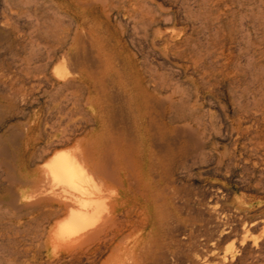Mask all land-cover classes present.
<instances>
[{
    "label": "rangeland",
    "instance_id": "1",
    "mask_svg": "<svg viewBox=\"0 0 264 264\" xmlns=\"http://www.w3.org/2000/svg\"><path fill=\"white\" fill-rule=\"evenodd\" d=\"M101 1L104 2L101 4ZM120 1L0 0V264H97L105 254L102 240L100 244L79 248L74 245L76 236L60 234L56 227L68 220V213L50 222L38 217L48 209L42 204L44 200L51 197L49 201L56 202L77 194L76 190L49 177L47 172L55 157L64 154L78 160L83 156L86 138L107 132L119 136L123 126L120 99L124 94L117 82L120 71L142 63L125 62L135 53L140 55L130 43L138 39L143 42V52L149 56V62L145 63L152 75L168 77L174 83L175 103L171 111L179 118L182 114L184 117L171 125L168 140L155 143L167 169L163 177L166 200L162 206L166 220L146 224L139 232V240L148 243L158 238L164 254L159 264H264V0H196L197 3L195 0H154L152 13L162 23L155 30L154 42L158 48L151 53L147 52V45L153 37H145L143 27L142 33L133 30V20L116 12L114 6ZM169 14L175 21L167 18ZM164 34L170 42L188 38L186 52L190 69L185 74L175 66L179 62L175 57L165 56ZM99 47L101 59L96 58L103 62L80 63L95 77L105 74L102 79L105 86L112 88L113 96L106 95L105 87H101L98 99L91 100L84 85L78 83V63L73 61L75 55L80 59L84 55L89 59L95 57ZM207 51L210 52L206 55ZM203 61L206 73H217V81L206 83L197 92L194 81L200 84L201 75L195 64ZM231 66L236 67L235 71ZM241 69L246 74L238 73ZM107 77L117 79L111 82L105 80ZM238 83L241 89L236 88ZM147 85L152 89V81ZM179 90L182 91L179 93ZM169 92L160 98L167 97ZM187 92L191 94L189 100L178 103L179 97ZM237 107H243L244 111ZM84 163L80 164L84 173L87 172L84 185L90 187L92 173L105 189L104 180L88 162L86 166ZM103 193L109 205L98 223L113 216L110 204L121 192L106 188ZM211 204L217 210L213 214L208 212ZM123 216V213L117 214L114 219L121 229L125 227ZM220 231L223 232L220 234ZM230 246L231 252H226L223 258L226 247ZM141 264L153 263L150 258Z\"/></svg>",
    "mask_w": 264,
    "mask_h": 264
},
{
    "label": "bare ground",
    "instance_id": "2",
    "mask_svg": "<svg viewBox=\"0 0 264 264\" xmlns=\"http://www.w3.org/2000/svg\"><path fill=\"white\" fill-rule=\"evenodd\" d=\"M103 2L101 1V4ZM186 2H189V1L187 0ZM195 2H196V0H195ZM89 3H91V2H89ZM154 5H155L154 0H121L117 5L114 6V8L117 9L116 12L118 14H123V15H125L128 18H131L133 20V30L138 29L140 31L141 27H143L142 30H143V33L145 34V37H149V36L153 37V40L147 45V49H148L147 52L148 53L156 51L155 47H157V44L155 46L154 38L156 37L157 33L155 32V30H156V28H158L157 25L160 22L162 23L161 19H159L158 17H156L152 13L155 10V9H153ZM206 5H208V4H206ZM190 6L193 7L192 5H190ZM191 7H190V9H191ZM157 8H158V6H157ZM161 8L163 9V7H161ZM105 9L106 8H104V10ZM167 9H165V10L167 11ZM192 9H194V8H192ZM54 11H57V10H54ZM81 11H82V9H81ZM61 13H62V11H61ZM177 13H179V12H177ZM170 14H172V13H170ZM169 15H167V18L169 17L168 19L175 21V17L173 15L172 16L170 15L171 16L170 17ZM206 15L207 14L205 13L204 17H206ZM60 16H62V15L60 14ZM63 16H65V15H63ZM163 16H166V15H163ZM176 17H178V16H176ZM216 17H217V15H216ZM161 18L163 19L164 17L161 16ZM181 18H183V17H181ZM248 18H250V17H248ZM67 19H69V18H67ZM67 19H65V20H67ZM214 19H215V17H214ZM185 20H186V18H185ZM204 20H205V18H204ZM242 20H244V19H242ZM69 21H71V20H69ZM164 21L165 20H163V22ZM184 22H187V21H184ZM197 22L199 24L200 21L197 20ZM80 23H81V21H80ZM200 24H201V22H200ZM241 24H240V26H241ZM155 26H157V27H155ZM187 26H188V24H187ZM154 27H155V29L153 30ZM194 27H195V25H194ZM201 27L202 28L204 27L203 29H205V26L201 25ZM196 28H197V26H196ZM164 29H168V28L164 27ZM186 29H187V27H186ZM170 30H172V29H170ZM136 32H135V35H138V33H136ZM166 35L162 37V41L165 44V46H164L165 56L171 55V56L175 57L179 61L178 63H175V66L185 74L186 72H188L187 70L190 69L189 68L190 59L188 56V52H186L188 49V45H189L188 38L184 39L182 41H178V42H170V40L166 37ZM202 36H204V35H202ZM198 37H200V36H198ZM189 38H190V36H189ZM205 38H207V37L205 36ZM259 40H261V39H259ZM203 42H204L203 45H206L207 41L204 40ZM130 43H131L132 47L135 46L134 49L137 48V50L140 52V55H139V53H135V55H131L130 57L128 56L129 58L125 62H142V63L141 64H135V66L134 67L132 66V68L130 67L129 70L124 69L125 71H123L122 73H120L121 71L120 72L118 71L119 74H121V75L119 76L120 81L117 83L120 84V89L122 88L123 94H124L122 96V99H120L121 100L120 111L123 113L122 114L123 117H122L121 122H122L123 126H122L120 133H119V136L117 134V136L115 137L113 135V133L111 134V133L107 132V134H103V133L99 134L98 133V135L92 139L86 138L85 140L87 141V144L85 146H83V148H82L83 149L82 150L83 156L81 155V157H79V158L77 157L78 160H74V159L72 160V159H70L69 156L64 155V154L57 155L49 167V172H47L50 175L49 177H51V179L57 183H62V185L66 184L70 188L76 190L77 194L73 195V197L70 196V198H64L63 200L57 199L56 202H50L51 197L49 199L50 201L48 199L44 200L42 202V204L44 206L48 207V209H46V211L42 212L40 214V216L38 217L41 220L50 222L54 218L59 217L61 214H67L68 213V220L64 224L60 225V227H56V228L59 229L61 235L76 236L74 239V243H75L74 245H76V247L80 248L81 246H84V245H92V244L95 245L96 242L99 243V241L102 240L103 241V247L105 248V254L100 257V259L97 261V264H141L145 261H148V259H150V258H151L153 264L154 263L159 264L158 262L160 261V258L164 256L163 251L161 249V245H160L159 241L157 240L158 238L157 239L154 238V239L150 240L148 243H143L139 240V232L146 224H150V223H154V222L155 223H157V222L164 223L166 220V215L162 211V206H163L164 201L166 200V194H165V189H164V185H163V182H164L163 177H164V174L166 173L167 169H166L165 161L159 155V153L157 152V150L155 148V143H157L158 141H162V142L164 141L165 142V140L167 139V136H168L167 135L168 131L171 130V125L173 123H175L176 121L183 120L182 118H184V117H182L183 116V114H182L181 115L182 118L181 117L179 118V117L175 116L171 111L172 105L174 106L173 103H175L174 102V99H175L174 94L176 91H174V87L172 86V84H174V83H171L170 78H168V77H162L159 74L152 75V73L150 72V69H148L146 67V63L149 62L148 61L149 56L145 54L146 52L145 53L143 52L144 46L142 47L141 43H143V42H141V40L138 39V42L132 40ZM145 43H146V41H145ZM145 43L143 45H146ZM196 43H198V42H196ZM199 44H200V42H199ZM251 46H253V45H251ZM79 47H80V45H79ZM192 47H191V49H192ZM204 48H206V47H204ZM79 49L80 48H78V50ZM104 49H107V48H103V50ZM81 51L83 52V49H81ZM96 51L97 52L95 53L96 54L95 57H93V58L90 57V59H89L88 55H86V56L84 55V58L82 57V54L84 52L80 53V55L83 59H80L79 55H78L79 57H77L74 54L75 55V61H73V62L78 63V64H76V66H78V71L80 73L78 83L84 85L82 87L85 88L86 93L88 95V99H91V100L93 98L98 99L97 98L98 89L101 87H105V89H103V90L106 93V95H108V96L112 95L113 96L112 88H110L107 85L105 86V84H104L105 81L102 78L105 74H103V76H102V73H100L102 71L99 72L100 77H95L91 73L84 70V68H82L83 65L81 66L80 62H99L100 60L98 61V59L96 57L99 56L98 58L101 59L99 53H102V48L99 47V49L98 50L96 49ZM212 51H214V50H212ZM209 52L207 51L206 55ZM64 53H65V51H64ZM64 53H62L63 56L67 57V55H64ZM77 53H79V52H77ZM193 53H195V52H193ZM198 53H197V56L195 58L199 57L200 54H198ZM165 56H164V58H165ZM65 57H63V58L65 59ZM85 57H87V59ZM203 57H205V56H203ZM67 58H69V57H67ZM70 59H71V57H70ZM168 59H170V58H168ZM206 59H208V58H206ZM71 60H74V57ZM107 60L108 59H105L104 62H107ZM67 61H68V59H67ZM101 61L103 62V60H101ZM164 61L168 62V60H166V58L164 59ZM69 62H70V60H69ZM193 62H195V61H193ZM208 62L209 61H207V63ZM216 62H218V61H216ZM211 63L212 62H210V64ZM255 64H256V62H255ZM76 66H75V68H76ZM85 66L86 65H84V67ZM210 66L211 65H209V68H211ZM245 66H246V64H245ZM205 68L206 67H205L204 61L198 62L197 64H195L196 71L201 75L199 78L200 84L197 83L196 81H194L197 92H199L200 88H202L206 83H209L210 81H214L216 83V81H217V73L213 72L211 75H209L208 73H206ZM232 68L235 71L236 67L235 68L232 67ZM259 68L262 69L261 67H259ZM116 71H114V72H116ZM242 71H244V70L241 69V71H238V73L239 72L241 73ZM252 71H254V70H252ZM244 72L246 74L247 71H244ZM108 74L106 73V76H108ZM115 74H117V72L114 73V75ZM112 75L109 76V78L113 77ZM208 75H209V78L206 80V76H208ZM115 76H118V74ZM148 76L152 77V80H151L152 81V89L148 88L150 86L147 85L148 82H151L150 80H148V78H147ZM114 78H116V77H114ZM114 78H111V80H109L107 77L105 80L108 79V81L112 82V80H114ZM251 78H252V75H251ZM255 78H254V80H255ZM116 79L114 82H116ZM256 79H258V77ZM194 80H195V78H194ZM237 80H238V78H237ZM66 82H68V79L66 80ZM236 82L237 81H235L234 83L236 84ZM70 83H71V81H70ZM70 83L68 82L67 84H70ZM243 83L245 84V82H243ZM252 83H255V82L253 81ZM260 83L258 82V84H260ZM247 85H248V83H247ZM233 86H234V84H233ZM238 86H239V83L236 86V88ZM256 86H259V85H256ZM208 87H207V89H208ZM243 87H244V85H243ZM248 87H249V85H248ZM251 87H252V85L250 86V88ZM184 88L186 89V86L183 87V89ZM188 88H187V90H188ZM233 88L234 87H232L231 89H233ZM239 88H240V86H239ZM239 88H238V91L241 89V88L240 89ZM244 88H247V87H244ZM170 89H172L171 92H169ZM75 90H77V89H75ZM181 91L179 90V93ZM210 91L211 90H209V92ZM166 92L170 93V94H168L167 97L165 96L166 99L164 98V96L162 98H160L162 96V94H164ZM83 93H84V91H83ZM187 93L185 96L181 95L179 97L178 103H180V100L186 101V99L189 98V96L191 94H189V93L187 94ZM259 93H260V91H259ZM182 94H184V92ZM246 94H247V92L244 95H246ZM250 94H251V92H250ZM194 95H195L194 97L197 96L196 93ZM230 95L232 96V94H230ZM238 95H239V93H238ZM112 96L110 98H112ZM256 96H258V95L256 94ZM233 97H234V95H233ZM259 97H260V94H259ZM163 98H164V100L162 101ZM261 98H262V96H261ZM114 99H115V97H114ZM234 100H235V97L233 98V101ZM112 101H113V98H112ZM234 102L236 103V101H234ZM238 102L239 101H237V103ZM247 102H249V101H246V103ZM251 103L253 104V102H251ZM239 104L241 105V102ZM178 105L179 104H177V106ZM180 105H179V107H180ZM242 105L244 106V104H242ZM250 105L251 104H249V106ZM251 107L250 108L247 107L246 109L249 111V109L251 110ZM237 108L239 110L244 109L243 107L242 108L237 107ZM178 112H180L179 108H178ZM180 113H182V112H180ZM255 113H257V112H255ZM259 115H261V113ZM257 120H255V121H257ZM108 123H109V121H108ZM108 128H110V127H108ZM261 145H262V143L259 146H261ZM254 148H257L256 145ZM262 148L264 149V146H262ZM257 152H258V150H257ZM84 160H85V163H84ZM79 162L84 163L85 164L84 166H86V163L89 164L90 168L93 169L94 173L98 177H100L102 180H104L105 187L107 189L114 188V189H118L121 192L120 197L115 199L110 204V206L113 209V216L104 222L98 223L100 216H101V213H103V211L109 205L106 202V199H105V196L103 193L104 190H106V188L104 189V187L102 186V183L98 182L96 180V178L92 175V173H90L92 176L91 185H90V187H86L84 185V183H85L84 176L87 172L85 171L86 173H84V169H83L82 165L80 167L81 163H79ZM89 181H90V179H89ZM47 182H48L47 184L50 185V183H49L50 181H47ZM43 183H45V182H43ZM49 187H46L47 191L49 190ZM53 188H52V190H53ZM44 190H42V191H44ZM54 190H53V193H54ZM56 191H58V190L56 189ZM50 193L52 194V192H50ZM70 193H71V191H70ZM48 194H46L47 197H49ZM60 194H62V193H60ZM53 201H54V199H53ZM7 204H9V202H7ZM208 209H209L208 212H210L212 214H213V212L217 211L216 208L212 204L208 206ZM5 210H7V209H5ZM0 212L2 213V211H0ZM8 212H9V210H8ZM8 212H6V213H8ZM122 213L124 215L123 216L124 219L122 222H123V224H125V225H123L125 227H123L121 229L114 223V219H115L117 214H122ZM9 214H10V212H9ZM0 217H2V216H0ZM3 217H4V215H3ZM220 227H221V225L218 228H220ZM87 228H90V229H88V231L84 232L83 230H86ZM119 229H121V230H119ZM82 231H83V233H80ZM223 231H220V234ZM245 233H247V232H245ZM242 234H243V231H242ZM210 238H212V236ZM102 241L100 243H102ZM213 247L216 248L215 246H213ZM231 250H232V246L226 247L225 253L223 254V258L226 257V252H231ZM131 260H132V263H127L128 261L130 262ZM219 260H221V259H219ZM226 261H228V260H226Z\"/></svg>",
    "mask_w": 264,
    "mask_h": 264
}]
</instances>
